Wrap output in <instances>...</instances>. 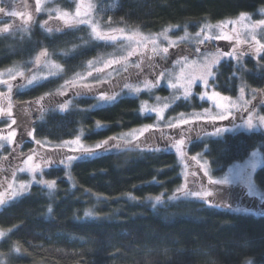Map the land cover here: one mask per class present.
Segmentation results:
<instances>
[{"label":"trees","instance_id":"trees-1","mask_svg":"<svg viewBox=\"0 0 264 264\" xmlns=\"http://www.w3.org/2000/svg\"><path fill=\"white\" fill-rule=\"evenodd\" d=\"M74 6L75 0H67L65 8ZM261 8L264 0H98L93 18L103 28L156 33L175 26L195 34L203 24ZM45 19L46 15L36 16L23 32L19 27L0 33V71L27 62L42 50L51 52L63 66L61 77L20 93L24 101L50 94L63 78L74 76L112 48L93 42L87 26L68 29L52 20L58 28H47L41 23ZM259 63L264 66V50ZM214 75L216 90L229 97H237L242 87L264 89V70L253 59L239 64L223 60ZM91 105V99H86L68 113L46 115L34 127L33 141L60 143L75 138L82 129L85 141L94 144L151 119L140 115L138 98H122L97 109H90ZM181 110H188L187 106L180 103L171 112ZM202 128L200 134L205 133ZM175 132L187 134L181 129ZM147 142V137L141 138L135 142L138 147L80 160L71 167L70 180L57 165L47 170L45 177L56 182L55 189L35 185L0 211V230L5 232L0 264H264V213L174 199L183 182L177 158L173 153L146 150L142 146L151 147ZM31 148L28 143L22 151ZM41 149L46 155H64L59 149ZM257 149L264 158L261 130L198 140L188 155L203 152L217 177ZM254 183L264 192V166L255 173Z\"/></svg>","mask_w":264,"mask_h":264},{"label":"rangeland","instance_id":"rangeland-1","mask_svg":"<svg viewBox=\"0 0 264 264\" xmlns=\"http://www.w3.org/2000/svg\"><path fill=\"white\" fill-rule=\"evenodd\" d=\"M66 2L67 0H0V9H3L0 12V33L5 29L16 30L19 27L20 31H26L36 16L46 15L41 23L47 28L53 25L52 20L68 29L84 25L89 27L93 42L112 46L109 52L90 60L74 76L63 78L53 92L35 100H21L19 94L63 75V66L51 52L42 50L31 60L0 71V108L7 111L11 104L12 118L17 120V124L9 128L10 119L0 114V200L3 201L0 211L28 194L35 185L50 191L55 189V181L52 188L38 183L40 180L53 182L45 177V172L52 166L62 168L65 177L70 180V169L76 162L138 147L135 142L147 137V143L151 147L142 146L143 148L173 153L181 167L183 182L180 189L183 191H178L173 196L174 199L186 198L213 208L263 214L264 192L257 189L254 183L255 173L264 166L260 149L217 177L213 176L203 152L190 156L188 150L198 140L208 141L239 132L264 131V122L260 119L264 117L261 112L264 108V89L242 87L243 95L229 97L219 93L212 82L216 67L227 59H234L236 64L245 59H253L259 70H264V66L259 63L264 50V24L259 23L264 21V8L234 19L203 24L195 34L175 26L156 33H143L138 30L100 27L93 18L98 0H75L72 10L65 8ZM65 13L67 16H64ZM78 20L87 22L77 23ZM48 22L50 23L47 25ZM52 27L58 28L55 24ZM93 28L102 35L115 36L116 39H98ZM224 36L228 39H224ZM153 48L156 49L155 53ZM163 49H167V52ZM228 53L232 55H225ZM146 61L151 62L149 66L153 68L152 77L140 78L142 64ZM137 64L140 65L139 68L136 67ZM13 75L15 78H12ZM33 77L36 79L33 80ZM29 80H32L31 84L28 83ZM4 81L7 83H3ZM125 83L131 84L133 88L139 87L140 91L123 88ZM145 83L153 86L145 87ZM85 85L89 87L85 88ZM103 87L107 91L102 92ZM104 93L118 95L114 101L102 102L99 96ZM84 98L91 99L90 109L113 105L122 98H138L140 115L151 119L141 127L108 140L101 149H96V145H103L105 141L90 144L85 141V131L82 129L75 138L60 143L33 141L34 124L41 122L50 113L65 114L76 109L78 101ZM180 103L186 105L188 110L171 112ZM63 104H67V108H62ZM222 115L226 118L221 119ZM249 118L251 127L248 125ZM204 124L210 126L202 128ZM199 128L205 133L200 134ZM217 128L221 129L218 134L208 135ZM175 129H181L187 134H176ZM12 130L16 131V136L11 142L2 138ZM162 142L167 145H162ZM28 143H31L32 148L23 153L22 150ZM38 144L45 149L62 150L64 155L61 158L46 155L44 150L38 148ZM83 149H90L91 153L86 154ZM69 156L74 159L69 161ZM37 165L39 168L34 173L20 171ZM209 177L222 183L211 184ZM21 185H25L23 191ZM197 190L210 191L213 195L194 197L184 194ZM233 191L240 197H236ZM244 196L251 201H245ZM4 237L5 232L0 230V241Z\"/></svg>","mask_w":264,"mask_h":264},{"label":"snow or ice","instance_id":"snow-or-ice-1","mask_svg":"<svg viewBox=\"0 0 264 264\" xmlns=\"http://www.w3.org/2000/svg\"><path fill=\"white\" fill-rule=\"evenodd\" d=\"M2 11H3V9H0V12H2ZM12 15H15V13H12ZM78 15H79V12H78ZM64 16H67V14L65 13ZM61 18H63V16H62ZM66 22H67V21H66ZM76 22H77V23H86L87 21H84V20H78V21H76ZM259 23H260V24H264V21H260ZM206 27H207V26H206ZM48 30L51 31V29H48ZM5 31H7V29H5ZM93 31L95 32L96 37H97L98 39H101V40H114V39H116L115 36L102 35V34L96 32V31H95V28H93ZM206 38H207V37H206ZM223 38H224V39H228L227 36H224ZM130 39H131V38H130ZM200 42L203 43V41H200ZM152 51L155 53V52H156V49L153 48ZM163 51H164V52H167V49H163ZM42 55H44V53H42ZM225 55H232V54L228 53V54H225ZM38 59H39V58H38ZM136 67L139 68L140 65L137 64ZM125 71H127V69H125ZM10 74H11V72H10ZM19 74L22 75L23 73H19ZM89 74H91V73H89ZM209 74H211V73H210V66H209ZM137 75H138V74H137ZM12 78H15L14 75H13ZM35 79H36V77H33V80H35ZM3 83H7V82L4 81ZM28 83L31 84V83H32V80H29ZM152 86H153V85H151V84H149V83H145V87H152ZM172 86H173V87H176L175 84H173ZM84 87H85V88H88L89 86H88V85H85ZM8 88H9V92H11V85H9ZM123 88H127V89H130V90H132V91H136V92H139V91H140L139 87L133 88V86H132L131 84H128V83H125V84L123 85ZM240 91H241V94L243 95V89H241ZM116 95H118V93H114V94H112V95H109V94H107V93H104V94H102V95L99 96V100L102 101V102H103V101H114V100L116 99ZM67 106H68L67 104H63V105H61L62 108H67ZM0 114H3L4 116H6V117H8V118L10 119V124H8V127H9V128H12L13 125H16V124H17V120L14 119V118H12L11 104L8 105V110H7V111H5L4 109L0 108ZM220 118H221V119H224V118H226V117L222 115ZM260 119H261L262 122H264V117H261ZM248 125H249V127L252 126V125H251V118H249ZM220 131H221V129L217 128L215 132L208 133V135H215V134H218ZM28 134H29V136H31V133H28ZM15 136H16V131H15V130H12V131H10V132L8 133V135H7L6 137H2V138L8 140L9 142H11V141L15 138ZM37 143H38V142H37ZM106 144H107V141H105L103 145H102V144H97V145H96V149H101V148L104 147V145H106ZM83 152L86 153V154H90V153H91V150H90V149H83ZM30 159H31V157H29V160H30ZM67 159H68L69 161H71V160L74 159V157L69 156ZM61 163H64V161H61ZM38 168H39V166L37 165V166H35V168H31V167L28 168V169H23V168H22V169H20V171H22V172H23V171H30V172H33V173H34ZM205 175H207V172H205ZM33 179H35V176H33ZM38 183H40V184H47V186H48L49 188H52V187L54 186V184H55L54 181H53L52 183H47V182L44 181V180H40V181H38ZM209 183H211V184H214V183H215V184H219V183H222V181H215V180L211 179V177H209ZM9 187H11V186L9 185ZM20 187H21V191H23V190L25 189V185H21ZM178 191H183V190H182V189H178ZM184 194H185V195H191V196H194V197L211 196V195H213V193L210 192V191H204V192H201V191H198V190H197V191H192L191 193L185 192ZM13 195L15 196L16 193H13ZM160 199H161V198H160L159 196L156 197V200H157V201H160ZM2 203H3V201L0 200V204H2ZM48 211L51 212L52 209L49 208ZM85 215H86V216H87V215H91V213H90V212H86ZM249 264H251V262H249Z\"/></svg>","mask_w":264,"mask_h":264},{"label":"flooded vegetation","instance_id":"flooded-vegetation-1","mask_svg":"<svg viewBox=\"0 0 264 264\" xmlns=\"http://www.w3.org/2000/svg\"><path fill=\"white\" fill-rule=\"evenodd\" d=\"M43 51H45V50H43ZM40 53V52H39ZM149 65H151V62H144L143 64H142V67H143V70H142V72H141V75L139 76L140 78H142V77H152V74H153V68L152 67H150ZM157 73V75L159 74L158 73V71H156ZM213 80V79H212ZM101 91L103 92V91H107V88L106 87H103L102 89H101ZM240 94H241V91H240ZM239 94V95H240ZM238 95V96H239ZM237 96V97H238ZM37 99H39V98H37ZM86 99H88V98H84V99H80L79 101H78V105L79 104H81V102H83V101H85ZM34 110H35V108H33ZM29 111V110H28ZM72 111V110H71ZM70 112V111H69ZM29 114H31V112L29 111L28 112ZM68 113V112H67ZM37 118V117H36ZM43 121V120H42ZM41 121V122H42ZM38 123H40V122H38ZM38 123H36V124H34V127L38 124ZM38 148H41V145L40 144H38ZM14 154H16L15 152H13ZM233 194H235L236 195V197H240V195L239 194H237V192H235V191H233L232 192ZM234 197V196H233ZM244 200L245 201H247V202H250L251 201V199L249 198V197H245L244 196Z\"/></svg>","mask_w":264,"mask_h":264}]
</instances>
